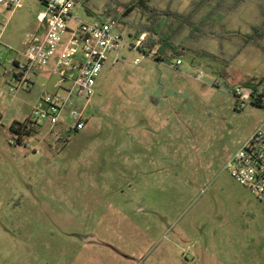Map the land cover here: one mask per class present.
<instances>
[{"label":"rangeland","instance_id":"1","mask_svg":"<svg viewBox=\"0 0 264 264\" xmlns=\"http://www.w3.org/2000/svg\"><path fill=\"white\" fill-rule=\"evenodd\" d=\"M78 1L81 20L116 15L126 44L136 40L129 33L154 29L165 14L174 22L164 27L183 20L174 38L188 49L181 69L192 82L158 104L160 82L180 79L165 68L170 58L123 46L118 61L112 65L110 53L102 67L82 130L57 138L42 126L13 143L10 125L27 120L42 96L63 92L48 67L34 66L27 82L13 76L11 60L24 61L43 34L40 1L0 5V264H264V200L225 170L264 129V107L238 104L228 84L211 92L202 85L215 76L208 65L264 74V0H226L213 12L211 0H145L148 9L139 0ZM210 10L211 24L200 22ZM249 39L255 46L244 45ZM199 70L203 77L194 79ZM258 85L240 87L245 95ZM161 111L169 118L159 128ZM149 155L154 164L133 165Z\"/></svg>","mask_w":264,"mask_h":264},{"label":"built area","instance_id":"2","mask_svg":"<svg viewBox=\"0 0 264 264\" xmlns=\"http://www.w3.org/2000/svg\"><path fill=\"white\" fill-rule=\"evenodd\" d=\"M25 0H0V5L15 9ZM43 11L38 21L45 24L41 37L35 38L24 53V61L11 60L14 79L19 82L29 81L27 74L37 67H48L54 59L53 71L59 79L57 88L63 93L46 94L32 106L26 124L35 126L40 132L45 126L54 137H61L84 128L85 104L95 94L96 80L110 53L115 61L123 46L140 51L145 34L139 35L134 43L126 44L125 32L119 24L109 18L91 21L81 20L73 10L78 0H39ZM75 20L74 25L70 22ZM154 58V57H153ZM137 58L133 64H137ZM172 68H178L181 58L167 60ZM204 73L195 72V78H202ZM252 91L244 95L240 86H236L233 95L236 102L244 105L250 102ZM84 101V105L79 104ZM16 142V135L11 139ZM225 170L240 186L248 189L257 199L264 200V129L257 128L229 158Z\"/></svg>","mask_w":264,"mask_h":264},{"label":"crops","instance_id":"3","mask_svg":"<svg viewBox=\"0 0 264 264\" xmlns=\"http://www.w3.org/2000/svg\"><path fill=\"white\" fill-rule=\"evenodd\" d=\"M42 30L43 31L41 33H44L45 24H44V27ZM39 37H41V36H36L35 38H39ZM171 43H173L175 45L177 51H180L182 53H185L188 51V49L183 45V43L177 42L175 38H172ZM255 44H256V42L253 40H250V39L247 40L246 42H244L245 46L246 45L255 46ZM178 57L182 59V63L178 68L174 69V68L170 67L168 65V63L165 64V66H166L165 68L173 70L175 72V75H177L178 78H180V79L178 81L177 80H174V81L164 80V81H162V82H164V84L162 82H160V84H161L160 86H162V90H161L162 93L158 97L155 98V101L158 102V104L161 101H163L164 99H168V102H170V100L173 96L172 93H174L175 90L183 89V90L187 91V86L191 85V82H192V81H190V80H192V77H191L192 74H190L191 72L187 73V70L181 69V66H182L183 60H184V56H177L175 54L174 58H178ZM15 60L21 61L18 59H15ZM112 62H113L112 65H114L117 61H115V59H113ZM50 65L54 66V59L48 65V68L50 70H52L53 68H50ZM195 66L201 67V65H191L192 68ZM208 67L212 70V72L215 74V76L210 81H202V85L205 86V88L207 90L209 88L210 92H211V90H213L214 88L215 89L216 88L222 89L221 83L228 84L229 87H231V88L228 87V88H226V90L230 95L233 96L234 99H235V97L233 95V91H234V88L236 86H240L242 83L248 82L251 79H258V81H259L258 86H260V87H261L262 83H264V74H260V75L254 77L253 73L247 72V71H245V69H243L242 67H238L237 65H208ZM249 75H251V77ZM243 76H244V80H242V78H239V77H243ZM193 78L196 79L195 77H193ZM167 87L170 88L172 91L171 90L168 91ZM260 87L254 88L251 90L256 91L257 93L264 95V90H262ZM165 89H166V91H165ZM167 91L169 92V94L165 93ZM157 118H158V124H160L159 128L168 125L169 113H167L166 111L159 112L157 114ZM139 146H140V148H138V149H141V145H139ZM149 146L151 147L152 150H154L153 144H151ZM135 160L136 161L133 163V165L140 168L144 163H146V160H148V163L150 165L154 164L155 157H154V155H149V158L142 157L141 159L138 158Z\"/></svg>","mask_w":264,"mask_h":264},{"label":"trees","instance_id":"4","mask_svg":"<svg viewBox=\"0 0 264 264\" xmlns=\"http://www.w3.org/2000/svg\"><path fill=\"white\" fill-rule=\"evenodd\" d=\"M209 0H202V4L207 5V2ZM213 2V6L214 8H211L212 12L218 8H225L224 4L226 0H211ZM236 3V2H235ZM235 3L232 4V6H230V8H232L233 6H235ZM138 5L145 7L146 9L147 6L145 4V0H139L137 2ZM136 6V4L129 6L126 8L125 12L123 13L122 16H125L130 10H132V7ZM228 8V7H227ZM211 10L208 12L207 16L205 17L206 19L201 20L200 22H204L205 24H211L212 20L208 17H210V13ZM105 16H103L104 14H98L96 13V18H109L112 19L114 21H116L118 23V18L116 15H113L112 17H108L110 14H108V11H105ZM166 18L162 19L160 21L159 25H156L154 27V29H144L141 31H135L134 33H129L128 35L130 36H135L136 38L138 37V35L143 32L145 34V39L142 42L141 46H140V51L143 54H148L152 57H154L156 60H161L164 59L165 57H175V54L177 56H183L184 53L177 51L176 49L171 48L170 46H167L166 48H163V46H166V44H170L171 45V40L172 38H174L175 35H177L180 30L182 29V26L184 25V22L182 20V23L180 25L179 28H171V26H168V24L173 23V19L170 18V16L168 14H165ZM170 19L169 23L167 24L166 27L165 23L166 21ZM172 20V22H171ZM119 24V23H118ZM250 102L260 106V107H264V95L257 93L256 91H252L251 97H250ZM9 130L11 131V133H13L14 135H16V142L17 144H21L22 143V138L24 136H28L34 132H37V129L35 126L32 125H28L26 124L25 121L22 122H18V121H14L11 125Z\"/></svg>","mask_w":264,"mask_h":264}]
</instances>
